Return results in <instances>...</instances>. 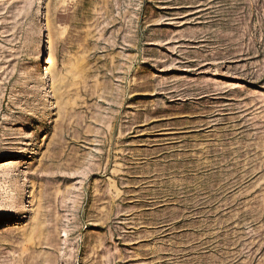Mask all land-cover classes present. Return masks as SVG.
<instances>
[{
	"label": "rangeland",
	"instance_id": "obj_1",
	"mask_svg": "<svg viewBox=\"0 0 264 264\" xmlns=\"http://www.w3.org/2000/svg\"><path fill=\"white\" fill-rule=\"evenodd\" d=\"M0 264H264V0H0Z\"/></svg>",
	"mask_w": 264,
	"mask_h": 264
},
{
	"label": "bare ground",
	"instance_id": "obj_2",
	"mask_svg": "<svg viewBox=\"0 0 264 264\" xmlns=\"http://www.w3.org/2000/svg\"><path fill=\"white\" fill-rule=\"evenodd\" d=\"M40 48H41V51H39L37 54V60L35 61L36 63L45 61V57L43 56V54H45V48L42 47V45L40 46Z\"/></svg>",
	"mask_w": 264,
	"mask_h": 264
}]
</instances>
